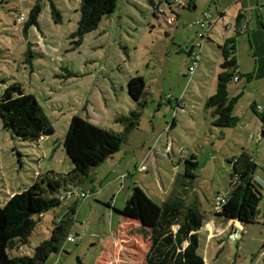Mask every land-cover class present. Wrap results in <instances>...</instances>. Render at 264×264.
Segmentation results:
<instances>
[{"label":"rangeland","instance_id":"374dc122","mask_svg":"<svg viewBox=\"0 0 264 264\" xmlns=\"http://www.w3.org/2000/svg\"><path fill=\"white\" fill-rule=\"evenodd\" d=\"M34 1L0 0V90L18 81L24 92L34 95L53 131L23 140L0 123V204L9 194L30 184L38 173L71 168L62 137L72 114L121 131L122 122L114 117L139 107L125 86L130 75L142 77L144 92L139 100L144 103L138 108L136 124L126 131L118 149L90 167L75 184L59 186L54 192L59 203L33 215L27 240L8 248L9 254H31L33 247L50 235L54 219L74 203L65 227L73 240L62 236L58 250L51 251L39 264H76L75 256L82 264H144L148 235L137 218L119 212L132 184L157 202L195 205V209L203 210V221L227 220L214 213L211 202L216 193H226L234 180L229 177L226 158L238 152L235 141L244 140L242 123L247 128L248 121L241 119L235 129L216 127L205 100L214 93L216 74L222 71L217 44H222L224 38H234L238 66L250 69L256 58L264 69V32L259 29L255 13L260 10L264 24V0L254 5L250 21L240 20L247 29L238 34H234L233 25L237 11L242 9L240 0H193V9L187 8L184 0H168V5L161 4L164 14L157 11L156 16L146 0H115L113 10L81 36L74 32L79 0H51L59 12L57 20L51 16L49 0H38L36 24L22 30ZM206 8L216 18L210 19L208 39L205 35L199 39L195 31L203 28L189 23ZM219 11L222 13L217 16ZM18 12L23 14L22 21H14ZM246 35H250V46ZM190 43L199 58L187 76L186 51ZM235 74L238 80L230 76L224 83L226 96L234 99L231 108L239 116L244 111L252 115L242 107L248 91L239 93L244 78ZM257 80L263 83L261 73L247 82L254 84ZM166 94L169 96L164 97ZM260 130L256 138L264 140ZM185 158L196 161L194 167L189 166L191 175L184 174ZM263 175V169L255 167L253 184H258ZM262 186L264 190V183ZM80 190L87 192L79 196ZM263 202L260 198V212L264 210ZM257 223H251L250 228L257 231ZM229 227L222 232H217V227H199L196 251L204 264H249L253 260V241L242 242L240 238L235 247L230 239L226 240ZM263 242L264 237L257 248Z\"/></svg>","mask_w":264,"mask_h":264},{"label":"trees","instance_id":"16d2710c","mask_svg":"<svg viewBox=\"0 0 264 264\" xmlns=\"http://www.w3.org/2000/svg\"><path fill=\"white\" fill-rule=\"evenodd\" d=\"M151 6L153 0H146ZM193 0H187L190 8ZM50 13L54 20L59 19V12L49 0ZM115 0H79L78 18L75 33L81 36L94 28L102 15L113 10ZM40 9L38 0L28 10L22 24V30L36 24ZM152 14L155 16L154 11ZM176 17V14H175ZM239 13L235 15V22ZM208 39V38H206ZM222 59L219 63L222 71L216 74V89L208 95L205 104L211 107L213 125H231L235 117L230 115L233 98H227L224 83L232 76L235 67L234 38H224L218 45ZM3 80V79H1ZM125 86L129 96L142 106L139 100L144 92L142 77L130 75ZM130 109L127 115H116L115 120L122 122L121 131L100 126L87 117L72 114L62 137V147L72 166L65 172L46 170L37 174L33 181L24 188L7 196L0 204V264H39L51 251L58 250V242L67 233L66 225L74 212V203L67 205L66 210L50 229V235L34 247L31 254H9L17 242H25L34 223V214L53 207L59 203L54 194L57 188L67 183L75 184L86 175L88 169L115 152L126 131L136 124L139 109ZM261 122L264 121V106L257 110ZM0 123L10 133L23 140H34L41 135L52 133L53 128L47 122L41 107L34 95L24 92L18 81H11L0 90ZM193 155L191 154V157ZM229 165L230 182L227 197L215 214L224 219H235L242 225L256 221V206L261 197L260 191L252 182L255 163L250 156L240 150L226 158ZM184 174H190V168L196 165L191 158L184 159ZM123 213L139 220V225L148 235V245L143 254L144 264H204L202 256L196 251L198 245L197 230L202 225V213L195 206H181L177 203L148 196L137 184H132L125 199ZM76 264H82L75 256Z\"/></svg>","mask_w":264,"mask_h":264},{"label":"crops","instance_id":"0c3cea01","mask_svg":"<svg viewBox=\"0 0 264 264\" xmlns=\"http://www.w3.org/2000/svg\"><path fill=\"white\" fill-rule=\"evenodd\" d=\"M240 1H241V8L242 9H240L241 11H237V13H239V18H238L237 22H234V23H239V22H241L240 20H242V19H244V22L248 21V20L250 21L251 17H252V10L253 9L255 10L254 5H257V3H258V0H240ZM219 12H220V14L222 13L221 11H219ZM255 13L258 16L259 29H261L264 32V24L262 22L263 15L261 14L259 9L258 10L256 9ZM235 34H238V33H235ZM249 37H250V35H246L247 42L250 46ZM234 47H235V42H234ZM255 51H256V48H255ZM234 52H235V49H234ZM186 54L188 57V51H186ZM234 58H235V56H234ZM186 63H187V61H186ZM235 66L237 67L238 74L240 76L241 75L243 76L244 82H245L244 85H242V90L239 93H241L245 90H248L247 96L245 97V99L242 100L243 110H245V109L247 110V108H248L253 114L252 115H246V113H244L245 112L244 111L243 116H239L240 114L235 113L233 111V109L230 108L231 109L230 115L235 117V120L231 125H225L222 127L232 126V128L235 129L236 126L237 127L240 126L241 119H247V121L250 123V126H249V123L245 121L247 128H245L244 124L242 123L243 127L241 129V130L245 131V136L243 138L244 140L239 141V142L235 141V143L239 147L238 152L241 149L244 150L250 156V158L254 161L255 167L258 166L259 168L263 169V173H264V140L262 137L256 138V134H257L258 129H261L260 133L264 134V121L263 122L260 121L259 116H258V112L255 110V106L257 104L261 105L262 107L264 105V81H263V83H260V81L257 80V83H254V84H248V82H247V81H251L252 79L254 80L255 75H257V72L261 73L262 78L264 79V69H261L260 65L258 66L256 58H255L254 65L252 67H250V69L246 68V67L238 66L236 63V60H235ZM237 80H238V78H237ZM210 110H211V108H210ZM213 117L214 116L212 115V118ZM87 118L90 120L89 117H87ZM92 122H94V121H92ZM94 123H96V122H94ZM214 126L221 127L219 125H214ZM248 127H249V129H248ZM41 136H44V135H41ZM238 152H236L235 154H237ZM232 155H234V154H232ZM119 174H121V173H119ZM180 176H183V175L181 174ZM257 182H258V184L254 182V186L256 187V185H259L258 187H259L260 193H261L260 198H262L264 200V190H262L263 186L261 187V184L264 183V175L260 176V180H258ZM227 191H226V193H227ZM259 200H258V202H259ZM258 202H257V205H258ZM199 204H200V202H199ZM261 205L263 208L264 202L261 203ZM193 206H195V205H193ZM199 211L201 212L203 210H199ZM202 219H203V217H202ZM259 221H261V224H259ZM255 222H258L257 224H255L257 231L250 228L251 223L246 224V225H242L237 220L231 219V218H229L227 220H223L222 223H214L213 219L207 218L206 221H203L202 225L206 226L209 229L210 228L213 229V228L217 227V232L226 231L225 230L226 227H228V225H230L228 231L226 232V235L228 234V232L232 229V227L234 225L238 226L239 230H240V235L236 240V246H237V241L240 238H242V242L244 240L253 241V244H254L253 249H255V250H252L254 252L250 256V258H252L253 260L250 261L249 264H264V242L261 244V246L259 248H257L258 247L257 242L262 237H264V210H262L260 212L259 208H257V206H256V221ZM250 230H253V231H250ZM212 233L213 232H208L207 234H212ZM226 240H228V239H226ZM218 247H219V242H218L216 248H218ZM220 247H222V245ZM217 251H218V249H217ZM243 253H244V248H243ZM216 254L217 253H215V255Z\"/></svg>","mask_w":264,"mask_h":264},{"label":"built area","instance_id":"2783aa9c","mask_svg":"<svg viewBox=\"0 0 264 264\" xmlns=\"http://www.w3.org/2000/svg\"><path fill=\"white\" fill-rule=\"evenodd\" d=\"M178 0H173V2H177ZM185 5L187 0H184ZM166 4L168 5L170 2H168V0H153V5L152 8L154 9V14H156V12L158 11L161 14H164V8L161 7V4ZM220 12H218L217 16H220ZM156 16V15H155ZM175 16V14H174ZM166 19V17H164ZM213 18L215 20L216 17H213L212 12L206 8L201 10L200 13L196 14L192 21L189 23L191 25L203 28L202 30H196V34L198 35V38L201 39L203 37V35H205V39L208 38L206 36L208 29H210L211 27V22L210 19ZM24 19L23 14L21 12H18L15 16L14 21H22ZM247 29V25L245 23L239 22V23H234L233 25V32L235 33H241L244 32ZM198 44V43H197ZM200 45V43H199ZM199 58V52H196L193 50V43L189 44V49H188V60L186 63V68H187V76H190L193 72L195 63L197 62ZM237 67L235 66L233 68V72H232V78L233 80H236L237 77ZM169 94L164 95V97H168ZM256 110H261L262 106L257 104L255 106ZM87 190H80L78 192L79 196H84L86 194ZM227 193H216L212 202H211V206L213 211H218L220 206L222 205V203L225 202L226 200V195ZM56 220H58V217L56 218ZM64 239L66 240H73V236L67 232L66 235L64 236Z\"/></svg>","mask_w":264,"mask_h":264},{"label":"water","instance_id":"95a60500","mask_svg":"<svg viewBox=\"0 0 264 264\" xmlns=\"http://www.w3.org/2000/svg\"><path fill=\"white\" fill-rule=\"evenodd\" d=\"M190 8H191V9L194 8V3L191 4ZM263 106H264V105H263ZM239 235H240L239 227L236 226V225H234V226L232 227V229H231V230L228 232V234L226 235V238H227L228 240L230 239L231 242H232V244H234L235 247H236V240H237V238L239 237Z\"/></svg>","mask_w":264,"mask_h":264}]
</instances>
